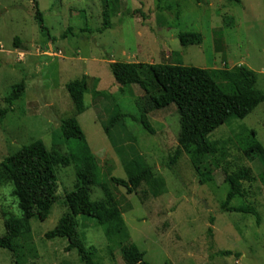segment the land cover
<instances>
[{
    "label": "rangeland",
    "instance_id": "rangeland-1",
    "mask_svg": "<svg viewBox=\"0 0 264 264\" xmlns=\"http://www.w3.org/2000/svg\"><path fill=\"white\" fill-rule=\"evenodd\" d=\"M49 42L35 21L26 0H0V163L23 146L42 141L49 152H76L74 142L60 135V122L76 118L97 162L89 200L114 199L123 225L106 238L94 220L78 216L76 231L95 264H125L121 249L135 245L149 264H264V188L244 183L246 197L231 207L251 206L253 216L224 213L220 205L228 190L224 175L239 167L256 178L258 165L246 161L236 136L240 127L256 133L264 148V103L243 120H232L208 138L219 153L196 171L194 149L183 151L175 165L169 161L177 149L179 132L175 106L146 114L154 135L129 118L109 134L105 127L121 113L139 119L143 92L129 86L121 93L109 71L110 63L181 65L206 70L246 67L256 75V89L264 94V0H120L111 28L99 34L104 0H35ZM70 30V31H69ZM68 31V32H67ZM197 33L198 46L182 47L178 36ZM20 47H14V39ZM85 80L86 111L76 116L66 85ZM24 82L25 92L11 106L5 104L13 86ZM139 158L153 170L159 197L128 195L111 178L126 180L122 158ZM76 165L55 168L56 198L45 221L33 218L31 242L37 253L27 264H81L76 251L65 252L64 239L47 240L67 213L64 198L73 191ZM143 190V189H142ZM13 188L0 174V237L4 221L20 218ZM143 199V200H142ZM210 218L214 222L210 224ZM212 229V235L208 229ZM230 251L239 257H219ZM0 264H14L11 253L0 249Z\"/></svg>",
    "mask_w": 264,
    "mask_h": 264
},
{
    "label": "trees",
    "instance_id": "trees-1",
    "mask_svg": "<svg viewBox=\"0 0 264 264\" xmlns=\"http://www.w3.org/2000/svg\"><path fill=\"white\" fill-rule=\"evenodd\" d=\"M26 1L33 5L34 18L40 31L46 35L49 42L54 41L43 25L42 14L35 0ZM119 1L104 0L102 26L97 30L99 34L111 28V17L117 13ZM155 1L161 4L166 0ZM227 1L240 4V0ZM178 40L182 47H188L200 45L202 38L199 34L190 32L180 34ZM13 44L16 49L20 47L17 38ZM108 67L121 93L125 87L136 86L144 96L139 101L142 109L139 119L116 113L108 121L105 133L108 135L124 119L129 118L138 123L147 134L153 136L154 130L146 114L173 105L178 115L179 132L176 138L177 149L169 161L171 166L175 165L183 151L193 148L195 156L192 159V166L200 172L198 167L220 151L219 144L209 141V136L218 128L228 126L232 120L245 119L264 103V94L255 87L256 75L243 66L234 70H206L181 65L110 63ZM66 91L75 115H82L86 111L85 80L67 84ZM24 92V82L13 86L8 97L4 99L5 104L11 106ZM5 115L6 111L0 110V124ZM59 130L65 141L75 143V153L65 155L56 150L49 152L43 142L38 140L23 146L0 163V174L11 184L12 194L21 212L20 218L5 219L4 235L0 237V249L11 253L14 264H27L37 258L31 242L30 222L33 218L47 220L52 206L57 201L55 194L57 167L68 168L76 165L75 184L73 191L67 193L64 198L67 213L52 231L45 234V239L50 241L64 239L67 242L65 252L76 251L81 264H95L93 251L86 249L76 231V218L83 216L94 220L106 238H110L113 231L123 225L121 214L106 187L104 189L106 197L103 200L96 203L89 200L90 186L96 181L97 162L88 150L85 136L76 118L62 120ZM236 140L242 157L258 165V174L254 178L252 171L245 167L226 173L224 182L228 190L224 202L220 205V211L250 215L258 222L259 216L255 208L231 207V203L237 198L246 197L244 183L257 181L264 188V148L257 141L256 133L245 127L239 128ZM121 163L126 180L111 178L112 184L124 188L128 195L140 193L143 199L159 197L160 184L154 178L150 167L139 158H131L127 154H124ZM209 221L211 225L214 222L213 218ZM208 234L212 235L211 228L208 229ZM121 256L125 264H149L135 245L123 247ZM216 256L239 257L230 251L219 252Z\"/></svg>",
    "mask_w": 264,
    "mask_h": 264
}]
</instances>
